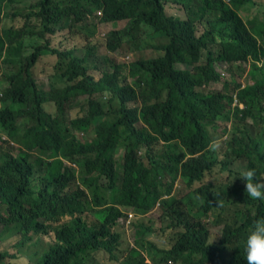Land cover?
Here are the masks:
<instances>
[{"label":"trees","instance_id":"obj_1","mask_svg":"<svg viewBox=\"0 0 264 264\" xmlns=\"http://www.w3.org/2000/svg\"><path fill=\"white\" fill-rule=\"evenodd\" d=\"M5 1L14 0H0V15ZM168 2L180 5L183 15H169ZM255 5L254 0H35L31 7L36 11L30 15L38 19L39 30L26 25L0 31V74L7 84L0 96L1 132L26 150L53 159H39L46 173L38 179L27 153L12 157L0 152V222L17 234L47 235L48 223L81 215L90 202L104 206L93 211L95 221L89 225L79 217L64 224L56 231L57 242L33 264H84L88 253L98 250L117 264H242L244 238L253 222L264 217V200L248 197L241 178L247 168L256 170L259 181L264 173V70L252 69V60L264 55L256 41L264 42V12L252 14L249 9ZM98 9L102 22L128 20L126 29L110 33L109 50L141 32L155 35V48L164 52L132 65L133 88L121 86L117 73L94 81L73 50L42 44L46 33L69 21L83 23L87 13ZM43 54L57 56L62 89H38L30 69ZM232 69L242 71L246 81H235ZM219 70L233 85L231 93L227 82L222 90L200 91L221 81ZM105 93V99H92ZM79 95L88 96L86 116L66 122L65 104ZM49 100L56 104L55 117L42 110ZM132 101H140V108H130ZM138 120L144 124L140 129L134 127ZM220 124L222 148L213 152L208 146ZM90 125L95 138L78 142L73 131L86 132ZM119 149L124 150L121 176L113 159ZM162 155L165 165L159 164ZM59 157L80 169L79 181L91 201L79 188L66 191L75 171ZM215 168L229 181L202 184L179 199L172 196L177 179L192 187ZM114 205L139 217L158 205L161 224L173 229L170 244L150 241L153 227L138 221L134 246L113 257L120 236L114 233L116 220L125 214ZM209 213H217L215 224L223 225L211 244L201 221Z\"/></svg>","mask_w":264,"mask_h":264},{"label":"clouds","instance_id":"obj_2","mask_svg":"<svg viewBox=\"0 0 264 264\" xmlns=\"http://www.w3.org/2000/svg\"><path fill=\"white\" fill-rule=\"evenodd\" d=\"M34 1L35 0H25L24 2H18L16 0H14L12 2L5 1L3 3L2 11H1V15H0V17H1V20H0V31L3 28L22 29L26 25L30 26V27H34L35 30H39L41 28V26L39 24L38 19L36 17H34L33 15H30V13H34L36 11L34 8L31 7V5L34 3ZM13 4H20V5H23L24 8H26V13H25L24 19H23L24 23L19 28H15V27H12V26L6 27V26L2 25V21H3L4 17H6V14L4 12L5 9L8 8L10 5H13ZM15 16H16L15 13H12V15L10 17H15ZM101 17H102V11L98 9V10H95L91 14L87 13L83 23H73V22L69 21L68 25L65 26L64 28H60V29L56 30L54 33H46L44 39L42 40V44L43 43H47L48 48L56 50V51L73 50L78 57H81V58L84 59V66L86 67V75L90 76L94 81H98L105 74L117 73L118 79L120 81V85L121 86H130V87L133 88L134 87L133 86V82H134L135 78H133V77H131L129 75L130 68L132 67V65L137 63V62H139V61H145V60H151V59L159 58V57H161L163 55L164 52H163V50L155 48L158 45V41L154 38L155 35H151V34L150 35H145V34H142L141 32H133L132 36L134 37V39L123 40L117 45L115 50H113V51L109 50L107 48V46H106V43H107V40H108V37H109L110 33L116 32V31H123L124 29H126L128 27V20L124 19V20H118V21H114V22H102L101 21ZM120 21H126L125 27L122 28V29H119V30L110 31L107 34L106 38H105L104 45H105V48H106V50L108 52H110V53L115 52L122 44L125 43V44L128 45L129 49L132 50V51H134L136 48H141L143 50L152 49V50L157 51L159 53L158 56H156L154 58H149V59L137 60V61L131 63L130 65H128L125 70H122L121 66L113 65L112 66L113 70L111 72H108V71H105V70H103V69H101L99 67H96L94 65L89 64V59L93 57V53H94V47L93 46L89 45L87 48L82 49L80 54H79L77 49H75V48H70V49L54 48V47L51 46L50 41L48 39V36H53L57 32L68 31V32L72 33L73 35L83 37L84 40L86 41L89 38H92L94 36L98 24H110V23L114 24V23H117V22H120ZM256 41H257L258 47H260V49H262L264 51V42L260 38H258ZM44 56H54L56 58V62H55L54 67H53L54 72H53V74L50 77V83H49L48 91H45V90H43V89H41L39 87V85L37 84V81L35 80V78L33 76V73H32V69L34 68V66L36 65L38 60L41 57H44ZM57 61H58V59H57V56L55 54H43V55H40L38 57L37 61L34 63L32 68L30 69L31 75H32V77H33V79H34V81H35V83H36V85H37V87H38V89L40 91H43L45 93H49L52 89H62L64 87V83H63L64 79L63 80H59L58 76H57V71H56ZM253 66L264 70V55L260 56L258 60H252V69H253ZM90 70L94 71V72H99V73H101V75L98 78H95L93 75H91L89 73ZM218 72H219V76H220L221 80H224L225 74L222 73L220 70ZM252 82L254 84L253 80H252ZM5 88H7V84L3 81V77L0 74V96H1V91L3 89H5ZM107 96H108V94H106V93L102 94V96H100L98 94H95V95L92 96V99H98L99 97H101L102 99H105ZM80 97L84 98V104H81V105L78 104V106L80 107L81 111L83 112V116L76 117V118H73V119L68 118L67 112H66L67 109L71 106L73 100H76V99H78ZM87 99H88L87 95H79V96L70 98L69 102H67L65 104V107H64V118H65L66 122H69V121H72V120L83 119L86 116L87 109H88L87 108ZM47 103H53L54 104L55 113L53 115L45 111L44 105L47 104ZM128 106L130 108H140L141 103H140V101H132V102H130L128 104ZM0 108H1V104H0ZM262 108L264 110V104L262 105ZM42 110L46 114L50 115L51 117H55L57 115L56 104L52 100L44 102L42 104ZM21 122H22V120L18 119L16 123L20 124ZM137 124H141L142 125L141 120H138L134 124L135 128L140 129V127H137ZM90 132L93 135V138L90 141H85V142L80 141L77 138V136H76V133H81L83 135H86V134H88ZM73 135L75 136L76 140L78 142L82 143V144L91 143L92 140L95 138V134H94V131H93V125H90L89 129L86 132L79 131V130H74L73 131ZM4 138H6L8 141H5ZM0 142L7 144V148H3L0 145V152L1 151L8 152L12 157H16L19 152H24V153H27L29 155V160L28 161H29V163H30V165L32 167V172H33V175H34L35 178L39 179V178L43 177L44 174L46 173L45 172V165L42 164L41 162L38 163L39 159L41 161H43V162H50V161L53 160V159H47L44 155L39 153L37 150H32V151L26 150L21 144L16 143L11 138H9L5 134H3L1 132V129H0ZM12 144L17 146V147H15L16 150H17L15 155L11 151L12 149H14V146ZM208 147H209L210 151L218 152L222 148V141L221 140H213L209 144ZM120 152L122 153L121 158H120V162H117L116 161V156ZM34 154H37V156L33 157ZM139 154L143 155V151H140ZM123 156H124V150L123 149H119L115 153V155L113 157V159H114V169H115L116 173L118 174V176L122 175ZM58 159L61 160L62 163L65 166L71 167L75 171V177H74V179H72L69 182L68 188L66 189V191L72 192V191H75L77 188H79V189H81V190H83V191H85L87 193L88 199L91 201L90 195L88 194V192L85 190V188L81 185V183L79 181L80 169L76 165H74L72 163H69V162H67L66 160H64V159H62L60 157ZM261 174H262L261 177H262L263 181L257 180V178H256V170L254 168H247V169L243 170L242 173H241V178L245 181V192H246L247 196L250 197L252 200H256V201L264 200V173H261ZM100 183H105V180L102 179L100 181ZM72 184H74V188L73 189L71 188ZM103 207L104 206H95L92 202H90V209L85 211L83 214L74 215V217L65 216V217L60 218L59 221H57V222L48 223L51 226V228L49 229V232H48L47 235H35L32 232H29L27 235H24L23 233L17 234L14 231L6 228L3 225V223L0 222V225H2V227L8 233L14 234L16 236H21L23 238V243H30V242L33 241L32 244L35 246V252L33 253V258H31L29 260V263H28V264H33L34 262L37 261V259L42 255V252L49 245H53V244H55L57 242L56 241V231L59 230L64 224L69 222L72 218L79 217V218H81L83 221H85L89 225V224H91L92 222L95 221V217H94L93 211L101 209ZM114 207L117 208L120 212L125 210L123 208V206H120V205H114ZM0 213L2 215L4 214L3 211H1ZM86 214H91L93 219L90 220V221H86L85 218H84V215H86ZM128 214H129V217L133 215L132 213H128ZM217 215H218L217 213L216 214L209 213L207 215V217H203L201 219V221L206 226V229L208 231V238H207V243L208 244H211V243L215 242L220 237L221 231L223 229V225L222 224H215V220L217 218ZM125 216H127V215L124 214V216L121 217V218L124 219V222H125V220H127V217H125ZM134 216H135L134 219H136L137 216L135 214H134ZM210 217H212L211 224L213 226H215V227H220L221 228L220 232H219V236L217 238H215L214 240H212V241H210L209 228H208V224L206 223V220H209ZM62 220H65V221L63 223L59 224ZM133 220H132V222H133ZM130 226H131V224H130ZM51 233H53V235H54V241L45 242L42 238L49 236ZM34 238H35V240H34ZM96 252H103V253L108 255L109 260L114 261V259L111 258L109 253H107L104 250H98V251H93V252L88 253V255L84 259L83 263L84 264H91L92 263V254L96 253ZM115 252L116 251L114 250L113 253H112L113 257H116ZM4 257H5V254H0V262L3 260ZM11 258H14V257L11 256ZM240 258L242 260V264H264V217H260V218L256 219L253 222V224L251 225L250 229L248 230V232H247V234H246V236L244 238V241L242 243V248L240 250ZM166 264H174V263H172V261H168Z\"/></svg>","mask_w":264,"mask_h":264},{"label":"rangeland","instance_id":"obj_3","mask_svg":"<svg viewBox=\"0 0 264 264\" xmlns=\"http://www.w3.org/2000/svg\"><path fill=\"white\" fill-rule=\"evenodd\" d=\"M256 5L252 6L249 11L253 13H258L260 16L264 12V0H254ZM165 10L169 15H178L182 16L183 12L181 10L180 5L168 2L165 5ZM6 17H4L2 21V25L9 27H15L19 28L24 23V15L26 13V8H24L23 5L20 4H13L10 5L8 8L5 9ZM12 13H15V17H10ZM126 25V21H120L114 24H98L95 34L92 38H89L88 40H84L83 37L73 35L72 33L68 31H62L57 32L53 36H48V39L50 41V44L54 48L58 49H70L75 48L77 49L78 53L80 54L82 49L87 48L89 45L94 47V53L93 57L89 59V64L94 65L96 67H99L105 71L111 72L113 65H118L122 67V70H125L128 65L131 63L140 60V59H149L154 58L158 56V52L154 51L152 49H146L143 50L141 48H136L134 51L130 50L127 44H122L115 52L110 53L106 50L104 41L107 36V34L112 30H119L124 28ZM166 42H168V39H166ZM204 60V57L201 59V61ZM56 62V58L54 56H44L41 57L34 68L32 69L33 76L35 80L37 81V84L39 87L45 91H48L49 89V83H50V77L54 72V64ZM180 67V66H178ZM250 67V64L246 65V69ZM91 75H93L95 78H98L101 73L89 71ZM231 74L235 81L238 82H245L246 78L244 77V73L240 70L232 69ZM130 81V80H129ZM228 83V94L231 93V90L233 88V85L229 81V78L225 80H221L217 85H211L210 87L202 88L200 91L207 92L209 89H221L223 83ZM78 104H84V98L80 97L76 100H73L71 106L67 109V116L70 119L81 117L83 116V112L81 111ZM44 109L46 112L50 114L55 113V107L53 103H47L44 105ZM142 126L144 124L142 123ZM137 127H141V124H137ZM223 130V125L220 124V127L216 129L215 135L216 140L219 139V135H221ZM77 138L80 141H90L93 138L92 133H88L86 135H83L81 133H76ZM5 141H8L6 138H4ZM0 145L3 148H7V144L1 143ZM13 145V144H12ZM14 149H12V153L15 155L17 150L15 147L16 145H13ZM173 151L176 154L180 153L179 147L172 146ZM122 153L120 152L116 156V161L120 162ZM37 156V154H34L33 157ZM159 164L165 165L167 164V159L164 155L159 157ZM229 181V178L227 177V174L222 173L218 171L217 168H215L210 174H206L202 182L194 184L192 187H188L186 183L181 180L177 179V181L174 184V188L172 191V196L176 199L184 197L189 191L199 187L202 184L206 183H226ZM71 188H74V184L71 185ZM127 216V220L119 217L116 220V226L114 233H118L119 236V242L117 251L115 252V255L118 257H121L125 254V252L134 246V241L139 237V234L134 231L133 225L136 224L138 221L143 222L147 225H151L154 229V233L148 237L150 241H153L159 246H168L170 244V240L172 238L173 229L172 228H165V225L161 224L160 216H161V209L158 205H156L152 211H150L148 214L139 217L137 216L136 219L134 216V213L130 209H125L122 211ZM128 213H132L133 215L129 217ZM84 218L86 221H90L93 219L91 214L84 215ZM134 219V220H133ZM133 220V222H132ZM65 220H62L59 224L63 223ZM212 217L209 218V220H206V223L208 224L209 233H210V241L214 240L219 236L220 227H215L211 224ZM132 222V223H131ZM131 224V226H130ZM45 242H52L54 241V235L51 233L47 237L42 238ZM35 240V238H34ZM33 242V241H32ZM30 243H23V238L21 236H16L14 234L8 233L2 225H0V254H5V257L0 262V264H28L29 260L33 258V253L35 252V246ZM13 256L14 258H11ZM91 264H117V262L109 260V257L107 254L103 252H96L92 254V263Z\"/></svg>","mask_w":264,"mask_h":264}]
</instances>
